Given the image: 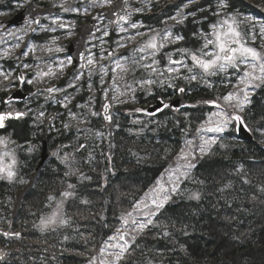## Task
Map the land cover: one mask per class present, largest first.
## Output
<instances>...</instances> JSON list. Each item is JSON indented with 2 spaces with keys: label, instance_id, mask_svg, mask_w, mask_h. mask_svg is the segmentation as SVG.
Listing matches in <instances>:
<instances>
[{
  "label": "trees",
  "instance_id": "1",
  "mask_svg": "<svg viewBox=\"0 0 264 264\" xmlns=\"http://www.w3.org/2000/svg\"><path fill=\"white\" fill-rule=\"evenodd\" d=\"M206 2L201 0V3ZM234 3L237 9L247 13L254 12L248 5H259L258 0H234ZM45 4L50 5L48 0ZM154 5L152 12L138 13L136 19L147 27L160 28L165 25L161 21L175 13V7L162 10L159 4ZM172 27L174 32H183L187 36L175 47L199 46L192 39V31L187 29L186 22L177 25L173 21ZM212 79L219 84V78ZM180 86L190 89L187 105L198 106L184 107L180 112L165 109L154 117L133 114L147 125L143 131L142 124H133L135 119L117 107L114 121L119 123V128L115 123L107 127L108 122L92 118L91 123L86 124L92 133L78 136L74 124L70 131L63 129L59 138H55L53 132L49 133L51 151L59 150L60 156L68 152L73 159L72 168L78 171L65 176L68 168L52 154L15 219L12 211L17 194L27 187L40 161L38 150L29 153L21 143L25 138L33 137L36 147L44 133L40 132V126L32 124L28 127L27 120H32L31 116L13 121L14 133L11 134L19 145L18 176L12 182L0 180V229L12 230L20 236L7 238L0 234V246L8 244L11 249L0 264H88L96 257L103 242L120 226V214L130 210L134 201L174 164L185 139L183 129L190 124L189 138L195 135L199 121L209 113L211 107L202 102L214 99L216 91L196 82L189 85L179 81ZM154 91L155 98L138 90L136 101L129 106L145 107L161 96L169 99L175 94L171 89ZM91 94L95 99V110L100 112L102 96L95 91ZM250 99L251 103L239 114L251 129L253 140L240 139L233 126L212 146L209 155L195 161L196 167L189 180L182 184L181 193L174 195L158 216L162 225H168L171 235L163 237L162 229L154 228L143 237H137L139 248L129 258L130 264H264V135L257 131L264 130V88L257 89ZM31 100L39 103L44 99L34 97ZM53 104L45 105L47 112L56 111L58 106ZM73 111L81 112L77 108ZM62 118L69 122L67 116ZM96 131L104 135L96 137L93 134ZM106 132L111 135L106 137ZM100 142L103 147L98 146ZM80 143H85L87 148L77 151ZM109 153L111 163L106 159ZM241 166L242 171L238 173ZM80 173L91 179L79 180ZM244 179L248 182L244 183ZM68 183L76 185L75 196L64 203V218L68 223L55 231H41L37 227L40 218L48 216L54 207L48 197L62 199L60 193L67 190ZM229 184L231 187L220 191ZM191 192H199L201 199L190 200ZM157 233L161 235L157 237ZM140 249H143V255Z\"/></svg>",
  "mask_w": 264,
  "mask_h": 264
},
{
  "label": "snow or ice",
  "instance_id": "2",
  "mask_svg": "<svg viewBox=\"0 0 264 264\" xmlns=\"http://www.w3.org/2000/svg\"><path fill=\"white\" fill-rule=\"evenodd\" d=\"M142 2L155 7L152 0H142ZM193 5L194 7H190ZM13 7L24 9L26 15L23 23L15 29L6 28L4 22H0V29H2L0 44L7 42L4 39L5 36L13 37L15 40L9 47L0 49V60L13 59V51L20 49L22 44L24 50L14 57V67L5 68L0 65V93H8L14 88L19 92L24 85L31 86L41 83L46 77L58 79L64 69L69 66H75L76 72L63 87L53 84L30 92L29 96L24 98V111L10 107L13 100L20 99L18 95L7 98L0 96V104L9 109L0 110V129L6 130L10 122L31 116L36 127L49 123V119L60 117L61 127L67 131L71 130L70 122H63L60 113H57L56 117L47 118L45 105H39L36 109L30 107L29 101L33 97H43L45 104L52 102L60 105L66 110L64 115L69 118V121L76 120L84 125L90 124L92 118H101L109 124L115 123L119 128V123L113 120L111 109L116 104L135 102L138 90L154 98V89L157 88L171 89L173 93L184 94L190 89L179 87V81H185L189 85L193 82L198 85L203 84L217 93L214 99L202 102L215 111H210L205 118L199 121L195 135L189 138L190 124L183 129L185 139L176 154V166L166 169L167 184L162 182L163 177H161L156 181L154 188L149 189L140 199L134 201L130 210L122 212L119 217L120 227L115 228L112 235L108 236L99 249V264H130L129 258L139 248L137 237H143L147 231L154 228L162 229L163 237L171 235L167 230L168 225H162L158 216L162 215L161 210L173 196L181 193V185L189 180L196 167L195 161L209 155L212 146L216 145L218 140L223 139L222 134L230 127H247L244 118L239 113L251 103V94L256 89L264 88V51H261L264 44L260 47L254 46L258 39L264 41V6L248 5L254 12L244 13L236 8L234 0H207L206 3H201V0H181L175 5L177 11L161 23L167 24L171 20L177 25H185V22L194 26L199 25L200 27L195 28L191 33L192 39L199 45L195 48L175 47L185 41L187 36L183 32H174L173 27L159 30L151 26L145 27L140 20H133L134 15L143 13L145 9L144 7L133 8L129 0H89L88 5L84 7H64L60 4L62 12L75 13L78 16L87 15L94 7L110 9L108 13H97L92 19L93 21L107 20L108 24L115 25L113 31L110 32L107 25L101 27L100 24H94L92 28H88L85 24L81 27L79 34L75 32L76 21H67L61 16L50 18L51 25L55 27L42 23L41 10L33 5L32 0H9V9ZM148 10L150 11L151 8L149 7ZM9 14V11L0 10V16ZM43 19H49V17L45 16ZM242 24L246 25L243 29ZM58 31L61 35H51L39 44L25 41V37H30L32 34L57 33ZM113 35L117 39L109 45V39ZM73 36L76 38L72 43L79 44L83 49L78 52L77 57L71 56L66 52L65 47L58 43L62 37L68 39ZM144 37L147 38L143 39ZM137 38H141L139 42ZM130 43H135L136 46L128 54L121 55L119 49L128 47ZM106 45L109 46L106 47ZM38 49L48 54L65 53V55L62 59L49 56L48 60H53V63H48L47 60L35 55ZM30 54L33 56L31 63L27 62ZM41 63L46 65V70L40 68ZM32 69L36 71L33 72ZM137 72L143 75L138 79L134 78L131 82L126 79L129 73L135 77ZM212 78H219V84ZM85 87L90 93L88 101L84 104L73 105V108L81 109L78 115L73 108L69 107L75 99V95L69 89L79 94ZM219 88H223L224 91H218ZM93 91H99L103 98L102 113L94 110L95 99L91 95ZM58 94L62 95L58 98ZM197 106L185 105L184 107L195 108ZM230 108L235 111L230 112ZM165 109L181 111V107L165 102L164 97L161 96L158 100V107L155 109L150 111L147 108H136L134 113L154 117ZM187 115L188 113L185 112L186 117ZM151 122L150 120L149 123ZM132 123L142 124L141 131L147 127L139 119L133 120ZM53 127L55 126L50 125V130ZM55 130L57 133L60 132V128ZM257 131L264 135V130L257 129ZM76 133L78 136L86 135L92 133V129L77 127ZM93 134L96 137L104 135L100 131ZM10 143L15 144V141L10 137L0 136V146L7 148ZM112 146L110 144V147ZM220 147H223V144ZM86 148L85 143H80L77 151ZM28 151H32L31 146L28 147ZM53 155L58 156L68 168L65 176L74 175L78 171L72 168L73 159L68 152H65L63 156L59 155V151ZM4 157H8L10 162L5 163ZM106 159L111 163L110 153ZM16 165L15 151H5L0 155V180L12 182L17 176ZM241 171L242 166L237 169L238 173ZM78 179L90 180L91 177L80 173ZM20 182L25 183L23 180ZM243 182L248 181L244 179ZM229 187H231L230 184L225 185V188L220 191ZM75 189V184L68 183L67 190L60 193L62 199L56 200L53 196L48 197L49 201L54 202V207L50 215L40 218L37 227L41 231H55L56 228L68 223V220L64 218V203L75 196ZM188 198L199 201L201 194L191 192ZM4 235H12V233H4ZM15 235L19 237L20 233H15ZM156 235L159 237L161 233ZM140 251L143 255V249ZM96 259L97 257H92L89 264Z\"/></svg>",
  "mask_w": 264,
  "mask_h": 264
},
{
  "label": "rangeland",
  "instance_id": "3",
  "mask_svg": "<svg viewBox=\"0 0 264 264\" xmlns=\"http://www.w3.org/2000/svg\"><path fill=\"white\" fill-rule=\"evenodd\" d=\"M33 1V0H32ZM43 1H46V0H43ZM49 1V3H50V6H53V7H58L59 8V13H56L55 14V16H53V15H49V22H51V17H56V16H61V17H63V18H65V17H69V16H73V15H77V14H75V13H65V12H62V10H61V8L59 7V5L60 4H63L64 5V7H72V6H80V7H84V6H87L88 5V3H89V0H48ZM181 0H152V4H159V6H161L163 9L162 10H167L168 9V7H175V5L176 4H179L178 2H180ZM258 2H259V5H264V0H258ZM129 3H130V5L133 7V8H135V7H144V12L143 13H148V12H152V9H153V7L151 6V5H149V4H145V3H143L142 2V0H129ZM55 5V6H54ZM0 6H7V7H2V8H0V10H3V11H9L10 12V14L9 15H6V16H0V21H2L3 20V18H8V17H10L12 14H14V13H17V12H19L21 9H15L14 7L10 10L9 9V0H0ZM151 8V10L149 11L148 10V8ZM190 7H194V5L193 6H190ZM95 9H97L98 10V12L97 13H103V12H106L109 8L108 7H103V8H99V7H94V8H91V10L89 11V13L87 14V15H81V16H83V17H89V16H94V13H93V11L95 10ZM175 9V12L177 11V8L175 7L174 8ZM239 10V9H238ZM240 11L241 12H244V13H247V12H245V11H243L242 9H240ZM97 13L95 14V15H97ZM140 14H142V13H140ZM137 15V14H136ZM136 15H134L133 17H132V19L133 20H137L136 19ZM78 16V15H77ZM65 20H67V21H74V20H70V19H65ZM139 20V19H138ZM99 24H100V26L101 27H104L105 25H107V27H108V29H109V31L111 32V31H113L114 29H115V25L114 24H108V22H107V20H104V21H100V20H98L97 21ZM172 24H173V21H171V20H169L168 22H167V24H165L164 26H162V27H160V28H154V29H159V30H162L163 28H165V27H172ZM186 26H187V29H189L190 31H193V30H195V28H198V27H200L199 25H193V24H191V23H188V22H186ZM54 27H55V25H54ZM145 27H147L146 25H145ZM204 27H206V25H204ZM246 27V25H244V24H242L241 25V28L243 29V28H245ZM153 28V27H152ZM141 30H143V29H141ZM0 33H2V29H0ZM74 37V36H73ZM73 37H71V38H68V39H64L63 37L58 41V43L59 44H62L64 47H65V49H66V52H68L67 51V45H66V43L68 42V41H70ZM147 37H144L143 39H146ZM4 39L7 41L6 43H3V44H0V49H3V48H7V47H9L12 43H14L15 42V40H14V38L13 37H10V36H5L4 37ZM117 39V37L115 36V35H113V36H111V38L109 39V45H112L113 44V42L115 41ZM140 39L141 38H137V42H139L140 41ZM32 43H36V44H39L38 42H32ZM256 43H258V46H256V47H260L261 46V44H264V41H260L259 39L257 40V42ZM109 45H106V47L107 46H109ZM136 46V44L135 43H130L129 45H128V47H126V48H121V49H119V53L121 54V55H126V54H128L129 52H130V50L133 48V47H135ZM255 46V45H254ZM22 47V46H21ZM21 49V48H20ZM20 49H16V50H14L13 51V53H12V56H13V59H11V60H8L7 62H5L4 60H0V65H2L3 67H5V68H7V67H9V66H15V64H14V57L18 54V52L20 51ZM261 51H264V48H261ZM35 55L37 56V57H41L43 60H47L48 61V63H53V60H48V57L49 56H52L54 59H56V58H63L64 57V55H65V53H59V54H57V53H51V54H48V53H46V52H43V51H40L39 49L36 51V53H35ZM32 60H33V56L30 54V56L27 58V62H29V63H31L32 62ZM22 62H24V61H22ZM40 68L41 69H43V70H46V65L44 64V63H41L40 64ZM26 72H28L29 70H25ZM31 71H36V69H32ZM75 72H76V68H74V66H69V67H66L65 69H64V71H63V73L59 76V78L58 79H56V80H59L60 82H61V84L63 85V86H65L72 78H73V75H72V73L75 75ZM142 76V74H140V73H136L135 74V77L133 76V74L132 73H129L128 75H127V77H126V79L129 81V82H131L134 78H140ZM86 78V77H85ZM53 80H55V78H52V77H46V78H44V80H43V82H41V83H37V84H35V85H24L23 87L24 88H26V86H30L31 87V91L30 92H35L38 88H45V87H48V86H52L53 85V83H52V81ZM64 82V83H63ZM22 87V88H23ZM180 87H184V86H180ZM185 88V87H184ZM17 89H12V90H10L8 93H0V96H2V97H4V98H7L8 96H10L14 91H16ZM257 90V89H256ZM255 90V91H256ZM255 91L251 94V96L255 93ZM100 93L99 91H95V93ZM188 91H186V93H187ZM137 93V92H136ZM178 94V92H176L172 97H170L169 99L167 98V99H165V101H167V102H170L176 95ZM59 95H62V94H58V98H59ZM75 95V99L72 101V104L74 103V102H76V104H84V103H86L88 100H84V101H80L79 99H77V94H74ZM92 95V94H91ZM250 96V97H251ZM34 98V97H33ZM42 99H44L43 97H41ZM102 102L104 103V101H103V98H102ZM15 103H17V104H20V107H22V110H25V103H24V100H23V102L22 103H20V102H16L15 100H13V102H12V104H11V108L14 106V104ZM39 103H42L43 105H46L45 104V101L44 100H39ZM39 103H34L33 102V100H30L29 101V106L30 107H32L33 109H36V108H38V106H39ZM41 104V105H42ZM72 104H70L69 105V107L71 108V106H72ZM132 104V101H129L128 103H125V104H116V105H114L113 107H112V114H113V120H114V117H115V115L116 114H118V112L116 111L117 109V107H121L120 109H121V111H124L125 113H129V112H132L133 114H135L134 113V109H136V108H132V107H130L129 105H131ZM187 104V103H186ZM54 106H59L60 107V105H58V104H56V103H54L53 104ZM148 105L149 104H145V107H142V106H138L137 108H147L148 107ZM94 107V110H95V105L93 106ZM17 108L19 109V105H17ZM78 110H81L80 108H77ZM0 110H9L8 108H5V106L3 105V104H0ZM62 110V113H65V109H63V108H61L60 107V111ZM210 111H215V109H212V108H210V110H209V112ZM229 111L230 112H232V111H235V109H229ZM100 112L102 113V107H101V110H100ZM80 114V113H79ZM78 114V115H79ZM132 114V115H133ZM137 114H142V113H137ZM50 115V113L49 112H47L46 113V117L48 118V116ZM64 115V114H63ZM62 115V116H63ZM131 115V116H132ZM144 115V114H143ZM64 116H66V115H64ZM134 119H139V118H137V117H134V116H132ZM68 118V117H67ZM156 118V117H155ZM69 119V118H68ZM64 120V119H63ZM139 120H142V119H139ZM62 120L60 119L59 120V122H56L55 124H53L55 127H53V128H51V130H50V132L49 133H51V132H55L56 134L54 135V137L55 138H59L60 137V133L62 132V130H63V128L61 127V122ZM63 122H65V121H63ZM70 122V124H74V126H76V128L77 127H86V124H84V125H81V124H79L78 123V121H76V120H73V121H69ZM33 124V123H32ZM106 126L107 127H109V126H111V124H109V123H106ZM41 127H43V125H40V129H42ZM56 128H60V132L59 133H57V131L55 130ZM232 127H230L229 129H231ZM236 128V127H235ZM229 129H227V130H229ZM247 129L249 130L250 128L249 127H247ZM226 130V131H227ZM236 130H237V128H236ZM43 131V130H42ZM225 131V132H226ZM249 131H251V129L249 130ZM224 132V133H225ZM103 133V132H102ZM44 134H45V131H44ZM104 134V133H103ZM237 134H238V132H237ZM0 136H4V137H10V139L11 140H13V141H15V144H12V143H10V144H8V146H7V148H4L3 146H0V155H2L5 151H15V154H16V158H17V165H16V172H17V176H18V164H19V154H18V149L19 148H17V145L18 144H16V140L15 139H13V136H12V134L10 133V132H8V131H3V132H0ZM44 136V135H43ZM109 136V132H106V137H108ZM191 138V137H190ZM42 139H43V137H42ZM25 144V145H24ZM24 144H22L23 146H24V148H25V150H28V147L29 146H31L32 147V151L33 150H38V152H39V156H40V153H41V150H42V148H41V146H42V142H38L37 143V145H36V147H34V143H33V141L32 140H29L27 143H24ZM103 144V142H100L99 144H98V146H101ZM27 145V146H26ZM104 145H102V147H103ZM102 147H100V148H102ZM57 149H59V147L58 148H56L55 150H57ZM31 151V152H32ZM59 151V150H58ZM58 151H53V153L54 152H58ZM30 153V152H29ZM60 153V152H59ZM4 162L5 163H9L10 162V160H9V158L8 157H4ZM176 158H175V161H174V164L173 165H171L169 168H172V167H175L176 166ZM168 168V169H169ZM161 177H163V180H162V182L163 183H166L167 184V181H168V175H167V172L165 171V172H163L158 178H157V180L158 179H161ZM156 180V181H157ZM156 181H155V183L152 185V187L150 188V189H152V188H154L155 186H156ZM182 186V185H181ZM149 191V190H148ZM147 191V192H148ZM51 214V213H50ZM49 214V215H50ZM120 227V226H119ZM3 246V245H2ZM4 246H7V247H9V245L8 244H6V245H4ZM10 248V247H9ZM97 257V259L95 260V261H92V264H99V259H100V256H99V254L96 256ZM110 258V257H109ZM89 264V263H88Z\"/></svg>",
  "mask_w": 264,
  "mask_h": 264
},
{
  "label": "water",
  "instance_id": "4",
  "mask_svg": "<svg viewBox=\"0 0 264 264\" xmlns=\"http://www.w3.org/2000/svg\"><path fill=\"white\" fill-rule=\"evenodd\" d=\"M39 9L41 10V15L54 13V8H52V7H50V8H39ZM25 15H26L25 10L23 9L19 13H17L14 17H12L11 19H4L1 22H4V24H6L9 27L13 26V25H20L23 23ZM31 36L26 37L25 41L29 43ZM75 45L76 44H73L72 42L69 45V54L73 57H77L78 52L83 51V49L80 47L79 44H77V47H75ZM22 50H24L23 45H22V48L20 51H22ZM17 95L20 97V99L17 101H23L24 98H26L28 96L27 92H25L23 89H21L19 92H17V90L14 91L10 96H17ZM158 100L159 99H157L155 102H153L151 105H149L147 109H149L151 111V110L155 109L156 107H158ZM169 104L176 105L178 107L183 108L186 105V93H184V94L178 93L176 95V97L170 101ZM13 108L16 109V107H13ZM51 117H56V114H52L48 118H51ZM53 120L54 119H49V123L44 124L46 130H45V134H44L43 139H42V150L40 153V161L36 167V170H35L32 178H31L29 184L27 185V187L17 194L16 202L14 204V208L12 211V218L13 219H15L17 217V215L21 209L23 200L25 199L27 193L32 189L33 185L35 184V181H36L39 173L41 172L44 164L48 161V159L52 155V151L49 147L48 126ZM8 127H7V129H8ZM0 131H5V130L0 129ZM238 136L240 139H243V140H250V141L253 140V134L247 128H245L243 126L238 128ZM4 233H12V235H4ZM0 234H2L5 237H9V238L16 236L15 232H12L11 230H4V229H0ZM8 251L9 250L7 248L0 247V262H3L6 259Z\"/></svg>",
  "mask_w": 264,
  "mask_h": 264
},
{
  "label": "flooded vegetation",
  "instance_id": "5",
  "mask_svg": "<svg viewBox=\"0 0 264 264\" xmlns=\"http://www.w3.org/2000/svg\"><path fill=\"white\" fill-rule=\"evenodd\" d=\"M32 3H33V5L35 6V7H39V8H49V7H53V6H50V5H48V4H45V1H43V0H33L32 1ZM2 7H7V6H0V8H2ZM21 10H23V9H21ZM109 10V9H108ZM107 10V11H108ZM106 11V12H107ZM98 12V10L97 9H95L94 11H93V13H94V16H95V14ZM106 12H103V13H106ZM18 13V12H17ZM17 13H14V14H12L10 17H8V18H3V20L4 19H11L12 17H14ZM56 13H59V8L58 7H54V14H52L53 16H55V14ZM45 16H47V17H49V14H47V15H42V23H44V24H47V25H50V26H52V27H54V25H51V22H49V19H43V17H45ZM92 17H93V15L92 16H89V17H83V16H77V15H73V16H69V17H65L64 19H70V20H74V21H76V27H75V32H76V34H79V32H80V29H81V27L83 26V25H85V24H87L88 25V28H92V26L94 25V24H99L97 21L98 20H96V21H93V19H92ZM21 25V24H20ZM19 25H14V26H7L6 24H4V27H6V28H9V29H15L16 27H18ZM51 35H61V33H60V31H58L57 33H47V34H44V33H36V34H32V36H31V39H30V41H29V43H32V42H38V43H42V42H44L45 40H47ZM76 37L74 36L70 41H68L67 43H66V45H67V51H68V53H69V45L71 44V42L75 39ZM25 39H26V37H25ZM75 47H77V44L75 45ZM74 68H75V66H74ZM72 75L74 76V74L72 73ZM86 79V78H85ZM56 80V79H55ZM64 83V82H63ZM55 85H58V86H61V87H63V85L61 84V82L58 80H56V82L54 83ZM23 90L25 91V92H27V94H28V96H29V93H30V91H31V87L30 86H26V88H24L23 87ZM69 91L70 92H73V94H76V93H74V91L72 90V89H69ZM89 95H90V93L87 91V88L85 87L84 89H82L80 92H79V94H77V99H79V100H82V101H84V100H88V98H89ZM27 96V97H28ZM16 102H19V101H16ZM23 101H20V103H22ZM17 105H19V109L17 108ZM13 107H16L18 110H22V107H20V104H17V103H15L14 104V106ZM12 107V108H13ZM57 114V113H60L61 114V116L64 114V113H62V110L60 111V107L58 106V108L56 109V111L55 112H53V113H50V115H52V114ZM64 116V115H63ZM61 118L60 117H57V118H54V120L49 124V126H48V131L50 132V125H53V124H55L56 122H59V120H60ZM18 121H20V120H18ZM11 123H13V121L12 122H10V124H9V127H8V129L6 130V131H8V132H10V133H12V131H13V133H14V129H12L11 128ZM32 123H33V119L32 120H27V125H28V127H30L31 125H32ZM40 128V127H39ZM42 128V130H40V132H42V134L44 133V131L46 130L45 129V126H44V124H43V127H41ZM53 133L54 134H56L54 131H53ZM44 135V134H43ZM13 136V135H12ZM13 138H14V136H13ZM29 140H32V141H34V138L32 137H30V139L28 138V139H26L25 138V142L24 143H27ZM23 142L21 143V144H24ZM25 145V144H24ZM6 248L9 250V247H7L6 246ZM10 253V252H9Z\"/></svg>",
  "mask_w": 264,
  "mask_h": 264
}]
</instances>
